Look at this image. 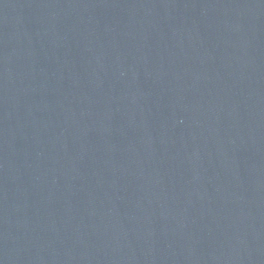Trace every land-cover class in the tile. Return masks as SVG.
Segmentation results:
<instances>
[{"label": "water", "instance_id": "95a60500", "mask_svg": "<svg viewBox=\"0 0 264 264\" xmlns=\"http://www.w3.org/2000/svg\"><path fill=\"white\" fill-rule=\"evenodd\" d=\"M0 264H264V0H0Z\"/></svg>", "mask_w": 264, "mask_h": 264}]
</instances>
